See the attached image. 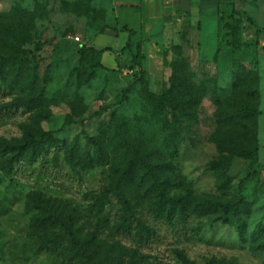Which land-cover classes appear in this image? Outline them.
Here are the masks:
<instances>
[{
	"label": "rangeland",
	"instance_id": "374dc122",
	"mask_svg": "<svg viewBox=\"0 0 264 264\" xmlns=\"http://www.w3.org/2000/svg\"><path fill=\"white\" fill-rule=\"evenodd\" d=\"M114 6L0 0V56L13 58L2 80L22 75L33 85L23 95L36 101L16 109L18 92L0 90V140L54 138L30 149L33 161L16 165L10 177L0 165V264H78L29 238L31 192L70 204L81 238L95 233L99 264H264V0H163L162 16L143 25L134 12L143 3L118 9L126 25ZM232 8L242 16L238 53ZM83 48L102 50L100 65L93 56L83 64ZM87 62L92 75L80 71ZM169 91L196 96L198 122L180 118L174 132L170 113L165 123L167 110L156 111L149 96ZM244 105L253 111L243 117L247 129L229 116ZM129 144L157 165L159 199L164 192L188 202L195 214L186 226L151 219L145 187L152 178L140 162L129 165ZM233 147L254 149V160L233 157L213 170ZM203 199L237 203L242 234L216 222L220 215L203 209ZM124 206L158 236L117 233Z\"/></svg>",
	"mask_w": 264,
	"mask_h": 264
},
{
	"label": "trees",
	"instance_id": "16d2710c",
	"mask_svg": "<svg viewBox=\"0 0 264 264\" xmlns=\"http://www.w3.org/2000/svg\"><path fill=\"white\" fill-rule=\"evenodd\" d=\"M232 13L233 14L231 16L232 19L234 17L235 24L233 27L235 35L233 48L235 49V52L238 53L240 49L242 16L240 12L234 8H232ZM102 54V50L83 48L81 52V60H83L84 64L86 59L93 56L94 59L96 57L99 60L97 64L100 65ZM12 59L13 58L10 57L4 58L0 56V90L4 89L5 92L7 91L6 95L10 96L13 95V93L18 92L16 95L18 101L14 108L18 109L20 106L29 107V104L32 105V102L36 101L27 95H23V93L28 87H33L32 82L26 83L22 78V75H18L19 73L17 74L18 76H15L10 82L2 80L6 71L5 65L7 63L12 66ZM87 64H85L87 67L81 68L80 71H85L86 73L88 72V74L91 75L94 74L95 69L89 67L90 63L87 62ZM17 70H19V68ZM176 80L181 82L180 78H176ZM207 82H210V80H207ZM205 91L206 89L203 86L201 92L204 93ZM190 93H192L191 90ZM214 93L215 92H213L212 97H215ZM149 98V103L152 104V102H155V104L152 105L156 111L161 112L164 109L167 110L166 114H164V121L167 125L169 124L168 115L170 113L172 114L171 117L173 119V123L171 128L174 132L179 125L180 118L187 117L198 122V109H192L193 105L200 103L196 96L191 95L186 99L185 94L181 92L174 94L169 91L159 98H154L152 95H150ZM241 107L242 114L237 113L238 111L236 112L234 108L232 109V114H229V116H234L235 119L240 117L239 120L241 121L239 123H242L239 124V126L247 129V126L243 122L245 120L243 117H251L253 115V111L249 105ZM249 133H251V130ZM30 135L32 136V134ZM245 135H249L248 132H246ZM45 136L48 137V141H54L51 134H43L42 137L32 138L26 143L10 144L4 140H0V165L9 177L13 174L16 165L18 166L22 162L30 164L33 161L34 157L32 156L34 154L32 153V156H29L30 158H26L27 153L30 149H33L35 145H43ZM91 143L98 146L96 141L93 139H91ZM129 145L131 146V152L133 155L129 165L131 166L134 163L138 164L140 162V164L145 168L144 173L149 178H152L147 187H145V192L148 197L150 192H152V195H150L152 201L147 207V209H149L148 214H150L151 219L159 224H166L171 227H175V224L183 225V227L184 225L186 226L190 217L195 214L189 209L188 202L183 198L171 197L169 194H165L164 192L161 193L162 200L159 199L158 193L155 194L154 192L155 186L159 187L158 184L160 183L157 179L153 180V172L156 170L157 165L154 162H147V160L143 162V160H141V156L138 155L139 149H137L133 144ZM46 149V146L42 147L43 152L41 155H44L47 152ZM228 153H230L229 158H227V156H223L219 161L213 163V170L221 169L223 164H228L230 159L233 157H239L249 161H253L255 158V151L251 148L233 147L228 150ZM80 164L83 165V162L79 159L76 163L72 164V167L76 169L77 165ZM128 172L129 171H125L126 174H128ZM200 205L203 209L209 210L213 213H218L220 215L216 220L218 223L223 225H234L236 229L239 230V233H241V230L245 227L243 221L238 215L237 203H221L218 200L203 199ZM26 212L31 216L28 232L29 238L36 240L39 245H41L42 249L50 252L63 251V254L71 256V260L76 259L78 264L82 262H84V264H99L97 262L99 261L98 255L96 256L95 233L90 231L86 239L81 238L82 230L78 226L80 216L75 213L70 204L54 197H47L40 193L31 192L27 198ZM122 214L123 215L119 217L115 224V231L117 233L121 235L134 236L139 239H151L158 236L155 228L151 227L148 222L143 219V217H138L135 210L132 208L124 206ZM70 250H72L71 253H69Z\"/></svg>",
	"mask_w": 264,
	"mask_h": 264
},
{
	"label": "crops",
	"instance_id": "0c3cea01",
	"mask_svg": "<svg viewBox=\"0 0 264 264\" xmlns=\"http://www.w3.org/2000/svg\"><path fill=\"white\" fill-rule=\"evenodd\" d=\"M111 2L115 5V17L118 19V24H121L118 18V9L121 7H132L141 5L143 3L144 8L140 10V13L134 11L136 15H138L141 18L140 25H143L145 21L148 19H154L162 16L163 13V0H111ZM132 9V8H131ZM134 10V9H132ZM126 25V24H121ZM139 25V27H140ZM129 28V27H128ZM264 44V43H262ZM103 55V54H102Z\"/></svg>",
	"mask_w": 264,
	"mask_h": 264
}]
</instances>
